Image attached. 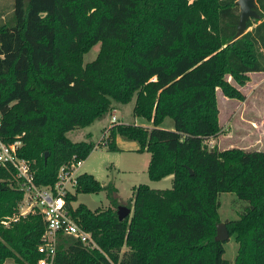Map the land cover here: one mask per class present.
<instances>
[{
    "label": "trees",
    "instance_id": "obj_1",
    "mask_svg": "<svg viewBox=\"0 0 264 264\" xmlns=\"http://www.w3.org/2000/svg\"><path fill=\"white\" fill-rule=\"evenodd\" d=\"M163 1L149 27L135 22L149 0H12L11 20L0 23V139L19 140L16 153L35 183L52 184L60 165L94 147L67 131L132 97V115L150 126L111 124L107 148L119 149L115 136L134 141L149 153L150 180L171 174L163 189L133 185L130 211L118 219L116 187L80 172L65 205L96 246L59 233L50 264H230L224 240L214 239L222 191L244 202L223 220L236 242L232 264H264V150L207 144L219 130L215 87L241 97L224 76L243 83L246 72L264 71V0H255L259 16L236 38L234 0ZM166 115L172 129L160 126ZM102 189L103 208L70 203ZM22 197L13 168L0 164V264H37L42 255L44 221L37 207L19 213Z\"/></svg>",
    "mask_w": 264,
    "mask_h": 264
},
{
    "label": "rangeland",
    "instance_id": "obj_2",
    "mask_svg": "<svg viewBox=\"0 0 264 264\" xmlns=\"http://www.w3.org/2000/svg\"><path fill=\"white\" fill-rule=\"evenodd\" d=\"M166 5L167 3L163 0H149V6L145 8L139 5L135 18L136 24L138 25L139 21H142L143 26L149 27V24L155 22L156 16L162 13ZM11 18L12 0H0V23H7ZM98 46L99 42H96L83 53L82 61L84 63L95 56ZM246 76L247 78L243 83L236 82L230 75L224 76V79L240 92L241 97L229 96L224 93L220 86L215 87L219 130L207 142L208 145L216 144L219 149L237 147L244 150H264V71L246 72ZM132 105L133 97L126 103L112 101L113 108L110 112L97 118L88 126L75 127L66 132L71 140L89 139L94 142V147L83 159L79 171L91 173L100 184L111 182L116 187L118 204L124 205L129 201L133 185L145 183L151 188L163 189L169 187L171 183V174L158 180H150L147 177L148 152L136 149L110 150L107 148L106 144L109 141L107 129L111 124L116 122L141 124V122L146 121L141 117L132 115ZM111 115L115 116V121L110 120ZM160 126L172 129V118L167 115L164 116ZM87 132L90 134L89 136H86ZM218 199V222L236 217L238 210L244 204L230 191L219 192ZM30 200L23 195L19 201L18 210L23 214L33 208L29 203ZM77 202H83L89 208H103L109 204L104 189L98 192H78L76 199L70 203L74 206ZM9 219L8 217L7 221ZM223 247L222 256L232 264L236 252V242L233 235L228 236L223 241ZM4 264L17 263L11 259H6Z\"/></svg>",
    "mask_w": 264,
    "mask_h": 264
},
{
    "label": "built area",
    "instance_id": "obj_3",
    "mask_svg": "<svg viewBox=\"0 0 264 264\" xmlns=\"http://www.w3.org/2000/svg\"><path fill=\"white\" fill-rule=\"evenodd\" d=\"M110 120L115 121V116L111 115ZM19 144V140L6 143L0 139V164L13 168L15 175L19 178V186L23 190V195L31 199L30 205L38 208L44 221L45 230L41 237L42 241L36 246L37 252L42 254L37 264H50L59 233L79 239L90 247L96 246L90 233L77 224L65 205V195L73 192L83 159L70 160L60 165L52 184H37L33 180L29 162L16 153ZM19 213L23 215V212L19 211ZM1 221L5 225L8 222L7 218Z\"/></svg>",
    "mask_w": 264,
    "mask_h": 264
},
{
    "label": "water",
    "instance_id": "obj_4",
    "mask_svg": "<svg viewBox=\"0 0 264 264\" xmlns=\"http://www.w3.org/2000/svg\"><path fill=\"white\" fill-rule=\"evenodd\" d=\"M233 3L237 6V20L235 24V31L232 35V38L240 36L246 30V21L249 18H257L259 14L256 11V1L255 0H234ZM44 152V158L46 157ZM191 173V169H189ZM130 211V208L124 204L116 205V216L118 219L126 216ZM229 234L224 222H217L215 224V234L214 239L216 240H226Z\"/></svg>",
    "mask_w": 264,
    "mask_h": 264
},
{
    "label": "crops",
    "instance_id": "obj_5",
    "mask_svg": "<svg viewBox=\"0 0 264 264\" xmlns=\"http://www.w3.org/2000/svg\"><path fill=\"white\" fill-rule=\"evenodd\" d=\"M115 108V107H114ZM116 110V109H114ZM149 122H141L142 125H146V126H150V124H148ZM115 144L116 146L119 148V149H127V150H130V149H136L137 147V144L136 142L134 141H128V140H124L122 139L121 137L119 136H115ZM91 152V151H90ZM89 152V153H90ZM88 153V154H89ZM87 157V156H86ZM85 157V158H86ZM84 158V159H85ZM6 261V260H5ZM5 261L3 262V264L5 263Z\"/></svg>",
    "mask_w": 264,
    "mask_h": 264
}]
</instances>
